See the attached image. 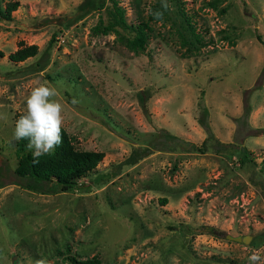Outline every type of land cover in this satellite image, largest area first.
I'll return each mask as SVG.
<instances>
[{
    "label": "rangeland",
    "instance_id": "1",
    "mask_svg": "<svg viewBox=\"0 0 264 264\" xmlns=\"http://www.w3.org/2000/svg\"><path fill=\"white\" fill-rule=\"evenodd\" d=\"M81 1L0 0L17 4L0 19V264L264 261V0H114L127 24L148 22L137 50L132 29L90 32L111 0L80 17ZM37 81L62 93L73 144L103 153L69 189L15 183L14 126Z\"/></svg>",
    "mask_w": 264,
    "mask_h": 264
},
{
    "label": "trees",
    "instance_id": "2",
    "mask_svg": "<svg viewBox=\"0 0 264 264\" xmlns=\"http://www.w3.org/2000/svg\"><path fill=\"white\" fill-rule=\"evenodd\" d=\"M17 6L16 2L7 3L5 9L0 7V19H10L9 12ZM104 7V0H82L78 5L77 10L79 16H83L93 9ZM112 18V21L107 25H102L100 19L90 28L92 34L106 32L112 29L113 26L119 25L121 28L132 29L134 35L126 42V45L131 50L142 49L147 32L149 31L148 22L139 20L132 24H127L123 19L122 9L116 5L114 0H111V6L105 7ZM159 12L157 8H153V14L148 15L150 18L155 17ZM181 12V11H180ZM186 25L193 34L195 40L202 44L200 36L195 32L193 25L188 20L185 12H181ZM69 24V23H68ZM37 53V47L34 44L19 46L13 52L7 54V59L12 62L23 61L29 57H33ZM3 52L0 50V57ZM19 115V114H18ZM23 114L19 115L22 116ZM63 143L58 146L54 154H49L40 157V163L33 166L32 153L27 150V140H19L15 142L16 165L14 174L16 175L20 187L30 191L41 193L54 192L56 188L62 190L74 187L78 180L86 177L102 159L101 151L82 150L77 148L68 133L62 128ZM243 161V159H242ZM160 201H164L163 199ZM72 264H100L96 256L76 260L73 257L69 258Z\"/></svg>",
    "mask_w": 264,
    "mask_h": 264
},
{
    "label": "clouds",
    "instance_id": "3",
    "mask_svg": "<svg viewBox=\"0 0 264 264\" xmlns=\"http://www.w3.org/2000/svg\"><path fill=\"white\" fill-rule=\"evenodd\" d=\"M162 7L167 9V3H163ZM155 15L161 19L163 13L157 12ZM62 99V93L55 85L37 81L25 100V113L15 122L14 140L28 141L26 148L32 153L33 166L40 163V157L54 154L63 143L65 105L61 103ZM72 102L75 104L79 101L73 98ZM36 264H44V261L38 260ZM247 264H264L261 253L253 250Z\"/></svg>",
    "mask_w": 264,
    "mask_h": 264
},
{
    "label": "water",
    "instance_id": "4",
    "mask_svg": "<svg viewBox=\"0 0 264 264\" xmlns=\"http://www.w3.org/2000/svg\"><path fill=\"white\" fill-rule=\"evenodd\" d=\"M226 237L228 239H232V240H235V241H241V242H246L247 241V236L238 237V236H229V235H226Z\"/></svg>",
    "mask_w": 264,
    "mask_h": 264
}]
</instances>
